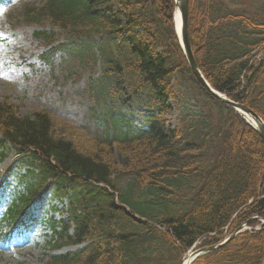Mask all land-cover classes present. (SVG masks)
Segmentation results:
<instances>
[{
  "label": "trees",
  "instance_id": "16d2710c",
  "mask_svg": "<svg viewBox=\"0 0 264 264\" xmlns=\"http://www.w3.org/2000/svg\"><path fill=\"white\" fill-rule=\"evenodd\" d=\"M187 1L189 42L204 77L264 120V58L253 59L264 52V0ZM172 15V0H45L19 12L26 25L64 34L50 54L60 52L89 71L85 91L94 106L88 115L103 129L102 137L84 139L72 131L56 134L45 111L19 118L0 106L1 145L10 142L19 154L37 151L46 159L38 161L37 176L56 189L88 186L81 213H68L58 247L90 243L50 264H179L195 242L215 243L208 234L219 233L235 213L239 223L264 218V144L195 82ZM56 35L39 29L33 38L49 46ZM173 109L175 128L163 120ZM128 115L143 117L146 128L130 134ZM242 145L247 153L238 150ZM90 181L109 187L147 223ZM263 261L264 230L240 234L193 264Z\"/></svg>",
  "mask_w": 264,
  "mask_h": 264
},
{
  "label": "rangeland",
  "instance_id": "374dc122",
  "mask_svg": "<svg viewBox=\"0 0 264 264\" xmlns=\"http://www.w3.org/2000/svg\"><path fill=\"white\" fill-rule=\"evenodd\" d=\"M22 1L6 0L0 7V102L15 107L18 116L30 115L45 106L50 108L56 123L76 126L85 133L87 127L82 121L89 102L80 88L86 74L82 68L75 67L73 75H67L66 65L59 59L53 70L40 62L38 57L46 49L32 38L37 28L18 22ZM29 1L39 4L43 0ZM166 120L170 125L175 124L171 117ZM245 149L248 146L238 147L240 152L247 153ZM8 162L9 158L0 164V172ZM42 233L41 229L23 242L16 241L10 249L0 247V264H46ZM33 238L35 241H29Z\"/></svg>",
  "mask_w": 264,
  "mask_h": 264
},
{
  "label": "water",
  "instance_id": "95a60500",
  "mask_svg": "<svg viewBox=\"0 0 264 264\" xmlns=\"http://www.w3.org/2000/svg\"><path fill=\"white\" fill-rule=\"evenodd\" d=\"M175 3V11H179L180 16H181V23H182V43H183V53L184 56L187 60L188 66L190 70L192 71L193 75L197 79V81L217 100L223 102L224 104L230 106L231 108L234 109H239L241 112L250 115L255 121L259 123V129H258V134L261 136L262 140L264 141V124L262 121L249 109L242 105H237L228 99H226L224 96L220 95L218 92L213 90L211 87L208 86V84L203 80V77L197 67V64L193 58L192 52L190 50L189 46V41H188V36H187V26H186V21H187V0H174ZM232 237V236H231ZM230 237V238H231ZM216 247H206L202 248L200 250H196L194 254L197 256L202 255L207 252H211L215 250Z\"/></svg>",
  "mask_w": 264,
  "mask_h": 264
},
{
  "label": "bare ground",
  "instance_id": "6f19581e",
  "mask_svg": "<svg viewBox=\"0 0 264 264\" xmlns=\"http://www.w3.org/2000/svg\"><path fill=\"white\" fill-rule=\"evenodd\" d=\"M180 18H179V16L177 15V18H176V28H177V30H179L180 29ZM253 126H255L254 124H252ZM185 258H187V257H185ZM189 261H188V258L184 261V263L183 264H187Z\"/></svg>",
  "mask_w": 264,
  "mask_h": 264
}]
</instances>
